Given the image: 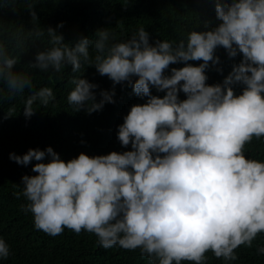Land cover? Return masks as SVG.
I'll list each match as a JSON object with an SVG mask.
<instances>
[{
	"label": "clouds",
	"instance_id": "obj_1",
	"mask_svg": "<svg viewBox=\"0 0 264 264\" xmlns=\"http://www.w3.org/2000/svg\"><path fill=\"white\" fill-rule=\"evenodd\" d=\"M215 11L218 26L193 29L178 42L150 43L149 32L140 27L123 41L104 28L95 41L81 37L69 44L47 28L51 47L36 53L31 68L60 72L71 66L78 73L86 62L113 82L97 101L93 90L99 85L73 76L67 100L76 111L91 114L115 103V86L123 82L147 100L132 105L118 126V140L131 150L81 152L67 161L51 146L9 153L19 165L37 161L32 166L37 174H24L22 191L16 193L26 198L22 211L33 215L37 230L51 236L65 228L77 234L84 230L105 249L139 248L149 264H206L209 250L235 261L234 250L251 247L264 233V161L246 158L244 150L253 137H264V0H216ZM31 15L37 16L34 10ZM219 46L229 57L242 54V59L223 83L210 85L206 70L219 64ZM179 63L185 66L166 74ZM16 64L0 42V83L10 96L30 92L23 109L31 118L34 103L47 106L55 93L47 86L34 89L28 74L15 71ZM236 84L244 86L241 94ZM153 87L166 94L153 95ZM181 91L186 99L179 98ZM257 251L264 254V245ZM10 255L11 246L0 237V260Z\"/></svg>",
	"mask_w": 264,
	"mask_h": 264
},
{
	"label": "trees",
	"instance_id": "obj_2",
	"mask_svg": "<svg viewBox=\"0 0 264 264\" xmlns=\"http://www.w3.org/2000/svg\"><path fill=\"white\" fill-rule=\"evenodd\" d=\"M223 2L225 0H221ZM215 3L216 0H0V42L16 57L15 71L28 74L34 89L51 87L56 97L47 106L34 103L35 114L26 118L23 107L30 92L26 89L22 94L10 96L6 86L0 83V237L11 246V255L7 260H0V264H149L148 257L142 255L139 248L105 249L97 243L95 234L84 230L77 234L65 228L56 236L37 230L33 215L22 211L26 198L16 195L22 191V176L37 174L32 172L37 161L23 166L9 159L11 152L22 155L29 148L44 150L48 146L65 161L81 152L93 156L131 150L130 144L124 147L118 140V126L132 105L143 104L147 98L137 96L132 86L123 82L115 86V103H106L102 110L91 114L84 109L76 111L67 100L74 87L73 76L99 85L93 90L97 101L101 90L112 89V80L86 62H82L78 73H73L71 66L60 72H43L31 68L30 64L35 62L38 51L51 47L48 27L56 29L69 44L81 37L95 41L97 31L104 28L114 35L115 41H123L140 27L149 32L150 43L154 44L157 39L178 42L193 29L211 30L221 23L216 17ZM33 10L36 18L31 15ZM61 22L63 27H57ZM36 31L44 35L37 37ZM89 51L94 60L92 45ZM215 55L220 58L219 64L206 70V83L210 85L223 83L233 65H238L242 59V54L229 57L222 46L217 47ZM188 63L198 65L202 60ZM183 66L184 63L171 64L166 74H171L172 67ZM233 87L241 94L244 86ZM151 91L160 97L166 94L157 92L154 87ZM179 98L186 99V95L181 91ZM9 109H13L10 116L7 115ZM244 150L246 158L264 161V137H253ZM261 245H264V233L257 235L251 247L241 245L234 250L237 260L226 262L209 250L205 253L206 264H264V254L257 251ZM182 264L194 262L182 261Z\"/></svg>",
	"mask_w": 264,
	"mask_h": 264
}]
</instances>
